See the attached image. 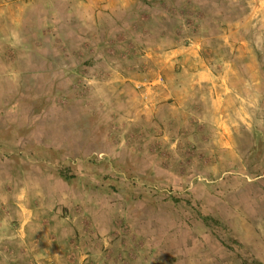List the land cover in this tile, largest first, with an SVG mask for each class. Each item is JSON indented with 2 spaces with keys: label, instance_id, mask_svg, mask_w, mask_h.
Masks as SVG:
<instances>
[{
  "label": "rangeland",
  "instance_id": "obj_1",
  "mask_svg": "<svg viewBox=\"0 0 264 264\" xmlns=\"http://www.w3.org/2000/svg\"><path fill=\"white\" fill-rule=\"evenodd\" d=\"M86 1L0 0L2 211L44 190L87 264H264V0Z\"/></svg>",
  "mask_w": 264,
  "mask_h": 264
},
{
  "label": "crops",
  "instance_id": "obj_2",
  "mask_svg": "<svg viewBox=\"0 0 264 264\" xmlns=\"http://www.w3.org/2000/svg\"><path fill=\"white\" fill-rule=\"evenodd\" d=\"M105 2L108 3L109 0H87L85 5L91 7ZM44 195L46 197L44 190L36 191L32 196H28L32 204L5 206L6 209L11 208L10 212H7L10 213L9 216L2 211L3 207L0 205V224H2L0 227V236H2L0 238V264H49L50 262L67 264L68 250L71 247L77 252L80 264H87L88 257L93 256L94 259L95 254L92 253L95 251H92L90 246L83 242L85 236L79 243L72 241L73 235L69 236L68 234L74 233L75 230L67 229V232H63V218L59 219L51 213L53 209ZM6 215L7 217L4 218ZM3 224L7 229L3 227ZM11 231L14 232L16 243L20 244L18 254L14 253V245H12L13 243L9 244L10 241L5 234V232L11 234ZM5 244H8L9 247L6 248ZM9 252L12 253L10 256ZM15 254L21 256V261Z\"/></svg>",
  "mask_w": 264,
  "mask_h": 264
},
{
  "label": "trees",
  "instance_id": "obj_3",
  "mask_svg": "<svg viewBox=\"0 0 264 264\" xmlns=\"http://www.w3.org/2000/svg\"><path fill=\"white\" fill-rule=\"evenodd\" d=\"M198 7L197 5H193V8H196ZM160 17L162 18V22H166V21H169L171 19H177V15L174 14L173 12H170V11H165L164 13H160ZM179 19V18H178ZM177 24V23H175ZM176 36L175 34L173 35V37ZM264 190V188H263Z\"/></svg>",
  "mask_w": 264,
  "mask_h": 264
}]
</instances>
